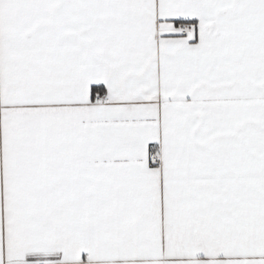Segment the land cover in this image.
<instances>
[{
	"label": "snow or ice",
	"instance_id": "1",
	"mask_svg": "<svg viewBox=\"0 0 264 264\" xmlns=\"http://www.w3.org/2000/svg\"><path fill=\"white\" fill-rule=\"evenodd\" d=\"M0 264H264V0H0Z\"/></svg>",
	"mask_w": 264,
	"mask_h": 264
}]
</instances>
